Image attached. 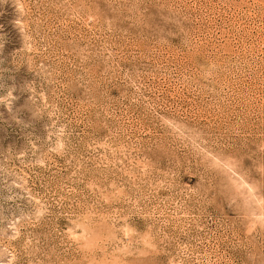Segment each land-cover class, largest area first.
I'll list each match as a JSON object with an SVG mask.
<instances>
[{
	"label": "rangeland",
	"instance_id": "obj_1",
	"mask_svg": "<svg viewBox=\"0 0 264 264\" xmlns=\"http://www.w3.org/2000/svg\"><path fill=\"white\" fill-rule=\"evenodd\" d=\"M0 264H264V0H0Z\"/></svg>",
	"mask_w": 264,
	"mask_h": 264
}]
</instances>
